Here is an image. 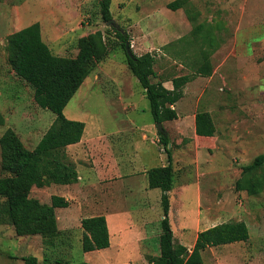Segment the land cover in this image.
Wrapping results in <instances>:
<instances>
[{
	"label": "rangeland",
	"instance_id": "obj_1",
	"mask_svg": "<svg viewBox=\"0 0 264 264\" xmlns=\"http://www.w3.org/2000/svg\"><path fill=\"white\" fill-rule=\"evenodd\" d=\"M170 1L111 0L110 10L114 22L127 32L135 54H161L173 46L181 53L177 63L193 69L198 64L195 62L200 57V48L211 49V65L219 68L200 101L198 95L194 97L191 111L210 109L216 132L210 137H191L190 116L179 108V120L163 123L171 149L178 146L176 138H183L180 144L184 150L179 153L180 160L183 159L173 170V187L182 182L190 184L184 205L193 211L197 209L196 187L199 186L201 213L211 216L205 226L233 219L243 220L248 226L246 240L207 247L202 251L200 264H264V165L247 173L245 179L241 171L242 165L264 153V0H187L184 7L191 15L197 12L193 23L184 8H168ZM99 9V0H0V113L5 119L0 124V136L5 128L11 127L24 145L32 148L55 118L54 112L34 102L32 89L7 64L8 35L35 21L41 25L44 41L60 55H75L77 39L96 30L102 31L108 45H114L93 71L98 73V80L92 73L86 76L65 105L63 113L67 118L92 124L93 132L100 126L104 133L126 129L125 120L129 118L140 124L153 122L149 100L125 64V52L114 26L102 20ZM183 22L186 25L188 22V27H183ZM198 23H202L203 28L195 41L190 34L191 24ZM173 36L179 37L165 43ZM163 65L167 66L166 62ZM158 66L162 67L159 61L154 63V68ZM184 69L181 67L182 71ZM173 70L167 67L158 76L171 77L179 72ZM128 76H131L130 81ZM116 80L123 81L124 86L128 84L129 89L120 88ZM118 93L122 94L121 99L117 98ZM184 104L183 100L181 105ZM139 132L135 129L123 134L133 136ZM159 154L151 165L166 163L165 152ZM68 160L72 162L69 157ZM6 174L0 163V176ZM254 175L259 179L258 190L252 192L249 188L256 182ZM239 179L244 180L242 188L236 185ZM46 186H34L30 195L50 203L57 185ZM176 197L172 193L170 201L175 203ZM173 209L177 210V204ZM147 215L153 216L150 210ZM150 225L152 232L154 226ZM158 225L160 229V220ZM173 225L175 241L182 238L184 244L191 247L187 244L192 233L182 236L177 231L176 220ZM59 236L61 244L48 245L47 238L40 234L18 236L11 224L0 222V264H24L20 258L24 255L35 256L37 264L52 263L59 257L79 262L91 255L82 250L77 231L68 235L62 232ZM132 255L139 256L138 253ZM136 264H140L138 259Z\"/></svg>",
	"mask_w": 264,
	"mask_h": 264
},
{
	"label": "trees",
	"instance_id": "obj_2",
	"mask_svg": "<svg viewBox=\"0 0 264 264\" xmlns=\"http://www.w3.org/2000/svg\"><path fill=\"white\" fill-rule=\"evenodd\" d=\"M187 0H172L167 3L171 10L184 8L188 19L193 23V15L184 7ZM111 0H99L100 15L104 22L112 18ZM192 25V38L199 39L202 23ZM125 52V64L136 76L149 100L153 121L164 122L177 117L171 106L183 96V87L193 76H210L212 65L209 58L210 48H200V57L193 66L192 74H183L171 79L172 88L163 85L162 79H155V57L151 52L130 57L125 50L129 41L128 34L122 28L113 27ZM201 34V33H200ZM203 35H201V38ZM200 38L199 41L203 42ZM182 40V38H181ZM211 40V39H210ZM208 43L212 44L211 41ZM7 64L16 76L31 89L34 102L41 108L49 109L55 118L39 141L32 148L26 147L13 128L7 127L0 136L1 169L6 175L0 176V222H7L14 228L16 235L40 234L47 238L48 245H56L62 232L57 227L55 208L68 205L62 196L51 195L50 203L42 202L30 195L33 186L43 187L50 183L68 184L77 180L74 163L68 160L65 147L78 142L84 131V122L69 119L63 109L78 90L84 79L106 58L114 45H108L102 31L96 30L80 36L76 41L75 55L55 54L44 41L41 25L38 21L11 32L7 37ZM153 78V79H151ZM195 133L200 137H210L216 132L212 114L206 110L195 113ZM4 123L0 113V124ZM159 143L166 153L164 165L153 166L146 170L147 184L150 188L161 190L160 203L163 217L160 219L158 236L159 254L149 257L153 264H200L202 251L207 247L236 241L249 237L248 226L243 220H227L207 227L197 233L192 247L175 241L168 217L169 191L173 187V165L171 142L168 134L158 131ZM264 165V153L256 155L249 163L241 166L244 179L246 174ZM250 190H258V177ZM243 179L236 185L243 187ZM81 248L91 251L109 246V233L105 216L102 214L81 219ZM55 238V241L54 239ZM24 264H37L33 255L20 257ZM44 264H92L88 261L72 262L56 258L52 263Z\"/></svg>",
	"mask_w": 264,
	"mask_h": 264
},
{
	"label": "crops",
	"instance_id": "obj_3",
	"mask_svg": "<svg viewBox=\"0 0 264 264\" xmlns=\"http://www.w3.org/2000/svg\"><path fill=\"white\" fill-rule=\"evenodd\" d=\"M252 16L250 15L249 19H252ZM186 23L188 25V22ZM187 25L184 22L182 23L183 27H188ZM178 37L173 36L165 43L178 39ZM153 47L156 46L153 45ZM171 47L172 49L169 47L167 52L154 54L155 62L159 61L162 64V67L154 68L155 72L158 70L155 79H162L163 85L168 89L172 88L171 79L173 77L193 73L192 69H187L183 64L177 63L181 53L173 46ZM156 49L159 50L158 48ZM53 52L58 54L55 51ZM136 54L140 55L141 53ZM165 62L167 66L163 65ZM98 65L99 63L96 67ZM167 67L172 71H175L173 70L174 68L179 72L174 73L171 77H164L161 74L158 76ZM181 67L185 68V71H182ZM212 68L210 76L197 75L187 81L183 87V96L171 106L177 112V117L173 120H179L180 118L178 108L190 116L191 137L197 136L194 126L196 111H191L193 109L192 102L197 95V99L200 101L206 86L210 83L219 66ZM93 71L91 72L93 78L98 80V73H93ZM111 79L113 81L114 78L112 77ZM130 79L131 76H128V81ZM116 81L120 88L129 89L128 84L124 86L123 81ZM117 98L121 99L122 94L118 93ZM183 100L186 103L184 106L181 105ZM202 110L210 112V109ZM125 121L127 124L126 129L118 128L107 133L100 131V126L95 128L96 131L93 132L92 124L84 122L85 126L81 139L65 147L68 157L74 163L77 180L68 184L53 183V185H57L54 194L62 196L68 201L67 206L55 208L57 227L61 232L68 235L77 231L81 240V219L99 214L105 216L109 233V246L86 251V253H91V255L85 261L92 264H136V259L140 261V264H153L152 261H148L146 258L155 257L159 254V244L157 243L160 229L158 222L163 217L160 203L161 190L157 187H148L146 170L153 167L151 164L156 159V154L158 155L159 152L165 151L160 148L158 130L154 121L147 124H140L132 118ZM167 121L162 122V125ZM135 129L140 131L138 135L129 136L128 134H123L124 131ZM178 137L181 136L179 135ZM180 139L183 140V138L175 139L178 144L177 147L170 148L173 170L176 168L177 162L183 159L180 160L179 158V153H183L184 150V146L180 144ZM191 143L192 141L186 144V149ZM168 146H171V142ZM165 158L167 159L166 156ZM189 188L190 184L186 185V182L179 183L177 187L171 188L169 191L170 206L168 217L174 239L177 238L173 225L174 220H176L177 231L182 236L192 233L191 241L187 244L192 247L199 231L220 222H212L205 226L204 223L206 221L209 222L211 216L201 213V199L200 194H198L200 192L199 186L196 187L198 197L195 205H197V209L191 211V208H186L184 198ZM172 193H175V196L177 195L175 203L170 201ZM43 202L48 203L47 200ZM175 204H177V210L173 209ZM149 210L153 214V216L151 215L152 217L147 215ZM143 211H147L145 212L146 214ZM151 223L154 226L152 232L148 228ZM178 239V242L184 244L182 238ZM154 240H157V243ZM150 241H154V244H151ZM187 247L188 249L191 248L190 246ZM132 253H138L139 256L133 257Z\"/></svg>",
	"mask_w": 264,
	"mask_h": 264
},
{
	"label": "water",
	"instance_id": "obj_4",
	"mask_svg": "<svg viewBox=\"0 0 264 264\" xmlns=\"http://www.w3.org/2000/svg\"><path fill=\"white\" fill-rule=\"evenodd\" d=\"M106 24L107 25H113L114 27H116V28L119 29L118 24L116 22H114V19L113 18H111L109 21H106ZM125 50H126L127 54L130 57H133L134 56V52H133V50L130 47L129 41L125 43ZM156 128H157V130L159 132H162L164 135H166V130L163 127L162 122H157L156 123Z\"/></svg>",
	"mask_w": 264,
	"mask_h": 264
},
{
	"label": "built area",
	"instance_id": "obj_5",
	"mask_svg": "<svg viewBox=\"0 0 264 264\" xmlns=\"http://www.w3.org/2000/svg\"><path fill=\"white\" fill-rule=\"evenodd\" d=\"M129 43H130V40H129Z\"/></svg>",
	"mask_w": 264,
	"mask_h": 264
},
{
	"label": "clouds",
	"instance_id": "obj_6",
	"mask_svg": "<svg viewBox=\"0 0 264 264\" xmlns=\"http://www.w3.org/2000/svg\"><path fill=\"white\" fill-rule=\"evenodd\" d=\"M130 44V43H129Z\"/></svg>",
	"mask_w": 264,
	"mask_h": 264
}]
</instances>
